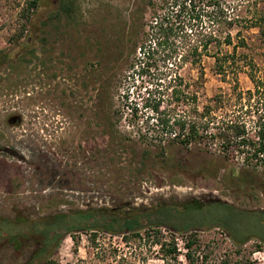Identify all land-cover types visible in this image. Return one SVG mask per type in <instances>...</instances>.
Segmentation results:
<instances>
[{"label":"rangeland","instance_id":"374dc122","mask_svg":"<svg viewBox=\"0 0 264 264\" xmlns=\"http://www.w3.org/2000/svg\"><path fill=\"white\" fill-rule=\"evenodd\" d=\"M27 1L0 0V59L4 61L0 64V147L11 144L18 152L19 146L26 145L20 151L22 160L0 152V219L30 223L74 211L105 209L119 214L161 204L181 209V204L192 200L204 206L220 201L240 211L264 212V195L235 182L241 164L223 159L213 146L209 153L169 147L160 159L154 150L131 140L130 106L123 93L127 89L128 101L138 103L143 87L151 86L145 83L135 89L137 82L133 85L125 70V27L140 0H52V11L45 8L39 14V25L22 28ZM61 1L70 13L60 11ZM232 4L238 3L231 0ZM240 9L237 13L243 16ZM148 20L145 10L143 21ZM202 23L207 26L205 17ZM255 34L253 29H241L239 37L248 45L244 52L253 54L257 77L264 79V58L258 55L264 53V41ZM161 66L156 71L151 68L145 79L152 81ZM201 67L199 107L228 87L212 74L211 58L203 57ZM179 74L186 81L196 78V70L188 65ZM238 82L242 91L252 87L243 73ZM11 115L19 116L21 124L9 127L6 121ZM179 215L173 219L178 227L219 221L239 237H251L235 246L219 226L182 234L160 228L157 238L167 243L172 237L177 248L172 260L163 258L157 246L151 247L152 236L124 245L121 236L96 232L91 244L87 233L75 232L61 237L51 257L57 264H121L122 249L131 264H187L183 244L194 234L196 240L189 247L193 264H264V241L252 237L264 240L260 216L214 205ZM4 229L29 232L23 224ZM5 238L0 237V264H22L35 248L29 243L16 251ZM137 249L145 254L139 256Z\"/></svg>","mask_w":264,"mask_h":264},{"label":"trees","instance_id":"16d2710c","mask_svg":"<svg viewBox=\"0 0 264 264\" xmlns=\"http://www.w3.org/2000/svg\"><path fill=\"white\" fill-rule=\"evenodd\" d=\"M236 1L238 4L231 5V0H140L137 12L130 14L125 27V70L132 84L137 82L135 89L142 88L145 83L151 86L143 87L138 103L128 101L127 89L123 98L130 106L131 140L154 150L155 157L162 159L169 147L183 150L193 147L209 153L213 146L223 159L241 164L235 178L237 185L264 195V79L257 77L253 54L249 53V57L244 52L248 45L243 37H239L241 29H253L256 31L254 37L264 41V4L260 0ZM26 5V14L21 16L22 28L39 25L41 11L45 8L52 11L55 4L52 0H28ZM58 5L60 11L67 12L64 1ZM240 8L244 11L243 16L237 13H241ZM145 10L149 12L148 21H143ZM204 17L207 26L202 23ZM232 30H236L234 35ZM258 55L264 58V53ZM203 57L212 59V74L228 87L226 92L220 91L199 107L196 92L202 86ZM2 63L4 61L0 59ZM160 65L158 75L147 81L145 77L149 76L150 69L156 71ZM185 65L196 70L194 80L186 81L179 74ZM240 73L246 75L251 89H240ZM119 85L121 89V78ZM115 115L118 122L121 113L117 111ZM128 136L125 137L127 140ZM143 153L146 155L148 152ZM208 205L235 213L256 214L264 219V212L240 211L220 201ZM207 206L192 200L181 204V209L161 204L154 209L121 210L119 214L105 209L74 211L68 215H48L30 223L21 219L14 223L0 219V237H6L7 244L16 251L29 243L35 245L22 264H57L51 257L52 252L63 235L71 236L75 232L87 233L91 244H94L96 232L121 236L124 245L129 240L139 242L142 237L152 236L151 247L157 246L163 252V258L170 256L172 260L177 248L172 237L167 243L157 238L160 228L182 234L219 226L235 246L249 240L250 235L239 237L219 221L206 226L194 223L178 227L173 223L181 212L187 215L200 212ZM168 213L172 214L170 219L165 218ZM19 224L28 226L27 235L4 229L12 230ZM195 237L190 235L183 244L186 250L183 258L187 264L194 263L189 247L195 242ZM252 237L264 241L258 236ZM137 254L145 253L137 249ZM123 256L121 249V264H131Z\"/></svg>","mask_w":264,"mask_h":264},{"label":"flooded vegetation","instance_id":"af4514ba","mask_svg":"<svg viewBox=\"0 0 264 264\" xmlns=\"http://www.w3.org/2000/svg\"><path fill=\"white\" fill-rule=\"evenodd\" d=\"M15 117H18V119L15 118ZM8 119L9 120L12 119V120L10 122H8ZM8 119H7L6 123H7V125L9 127L18 126V125L21 124L20 117L17 116V115H11V116L8 117ZM18 148L20 149V151L24 150V149H26V145H21ZM20 151L17 152V148L12 149L11 144H10V147H8V146H1L0 147V152L8 153V155L10 157H16V158L22 160L23 159V155H22V153Z\"/></svg>","mask_w":264,"mask_h":264},{"label":"water","instance_id":"95a60500","mask_svg":"<svg viewBox=\"0 0 264 264\" xmlns=\"http://www.w3.org/2000/svg\"><path fill=\"white\" fill-rule=\"evenodd\" d=\"M15 118H17V119H18V117H15ZM11 120H12V119H11ZM11 120H9V119H8V122H10Z\"/></svg>","mask_w":264,"mask_h":264}]
</instances>
